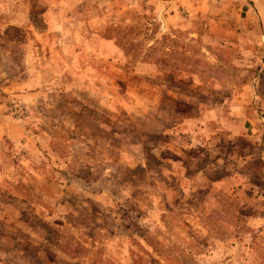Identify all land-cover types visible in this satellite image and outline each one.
<instances>
[{"label": "rangeland", "instance_id": "1", "mask_svg": "<svg viewBox=\"0 0 264 264\" xmlns=\"http://www.w3.org/2000/svg\"><path fill=\"white\" fill-rule=\"evenodd\" d=\"M0 264H264V0H0Z\"/></svg>", "mask_w": 264, "mask_h": 264}, {"label": "trees", "instance_id": "2", "mask_svg": "<svg viewBox=\"0 0 264 264\" xmlns=\"http://www.w3.org/2000/svg\"><path fill=\"white\" fill-rule=\"evenodd\" d=\"M119 37H121V38H119L118 40H117V46H119L120 47V43L121 44H125V41H124V36L122 37V36H119ZM155 45H157V43L155 42ZM153 61H155L156 59L155 58H153L152 59ZM63 244H61V245H58L59 246V250L62 252V253H75L79 248H81V245H78L77 243H74L73 242V244H71L70 242H72V240H70L69 238H64L63 239Z\"/></svg>", "mask_w": 264, "mask_h": 264}, {"label": "crops", "instance_id": "3", "mask_svg": "<svg viewBox=\"0 0 264 264\" xmlns=\"http://www.w3.org/2000/svg\"><path fill=\"white\" fill-rule=\"evenodd\" d=\"M246 1V0H245ZM250 6V5H249ZM247 10V8H245V11Z\"/></svg>", "mask_w": 264, "mask_h": 264}]
</instances>
